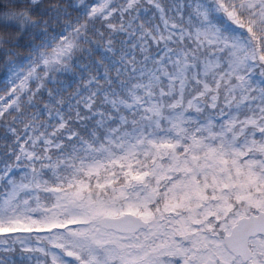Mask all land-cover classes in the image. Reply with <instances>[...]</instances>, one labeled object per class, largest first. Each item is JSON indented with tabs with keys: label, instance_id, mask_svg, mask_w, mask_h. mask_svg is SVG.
Here are the masks:
<instances>
[{
	"label": "snow or ice",
	"instance_id": "snow-or-ice-1",
	"mask_svg": "<svg viewBox=\"0 0 264 264\" xmlns=\"http://www.w3.org/2000/svg\"><path fill=\"white\" fill-rule=\"evenodd\" d=\"M0 264H264V0H0Z\"/></svg>",
	"mask_w": 264,
	"mask_h": 264
},
{
	"label": "trees",
	"instance_id": "trees-1",
	"mask_svg": "<svg viewBox=\"0 0 264 264\" xmlns=\"http://www.w3.org/2000/svg\"><path fill=\"white\" fill-rule=\"evenodd\" d=\"M3 80V75H2V73H0V81H2ZM0 86H2V85H0Z\"/></svg>",
	"mask_w": 264,
	"mask_h": 264
}]
</instances>
